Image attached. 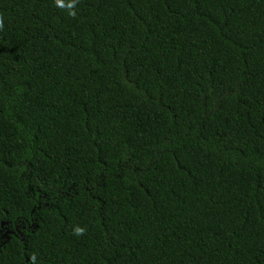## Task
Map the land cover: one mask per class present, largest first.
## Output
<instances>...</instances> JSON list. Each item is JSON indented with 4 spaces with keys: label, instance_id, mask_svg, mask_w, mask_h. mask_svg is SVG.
<instances>
[{
    "label": "trees",
    "instance_id": "trees-1",
    "mask_svg": "<svg viewBox=\"0 0 264 264\" xmlns=\"http://www.w3.org/2000/svg\"><path fill=\"white\" fill-rule=\"evenodd\" d=\"M75 11L0 0V264H264V0Z\"/></svg>",
    "mask_w": 264,
    "mask_h": 264
},
{
    "label": "clouds",
    "instance_id": "clouds-1",
    "mask_svg": "<svg viewBox=\"0 0 264 264\" xmlns=\"http://www.w3.org/2000/svg\"><path fill=\"white\" fill-rule=\"evenodd\" d=\"M54 5L58 8H62L67 11L68 15L75 16L76 15V5L79 2V0H53ZM0 26H2V21H0ZM85 228L81 227L79 225H76L73 227L72 231L73 234L76 236H81L85 232ZM33 264H35L36 257L33 256L32 258Z\"/></svg>",
    "mask_w": 264,
    "mask_h": 264
},
{
    "label": "water",
    "instance_id": "water-1",
    "mask_svg": "<svg viewBox=\"0 0 264 264\" xmlns=\"http://www.w3.org/2000/svg\"><path fill=\"white\" fill-rule=\"evenodd\" d=\"M4 226H5V223L2 224L3 228H4ZM11 234H14V233L10 230H6V232L2 235V237H1L2 244H0V248L2 247V245H4L5 243H7L9 241Z\"/></svg>",
    "mask_w": 264,
    "mask_h": 264
},
{
    "label": "rangeland",
    "instance_id": "rangeland-1",
    "mask_svg": "<svg viewBox=\"0 0 264 264\" xmlns=\"http://www.w3.org/2000/svg\"><path fill=\"white\" fill-rule=\"evenodd\" d=\"M5 232H6V231H5ZM5 232H4V233H5Z\"/></svg>",
    "mask_w": 264,
    "mask_h": 264
}]
</instances>
